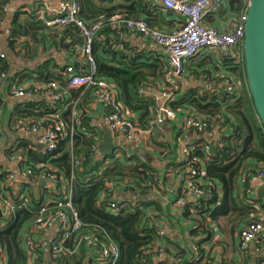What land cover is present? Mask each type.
<instances>
[{"label":"trees","instance_id":"16d2710c","mask_svg":"<svg viewBox=\"0 0 264 264\" xmlns=\"http://www.w3.org/2000/svg\"><path fill=\"white\" fill-rule=\"evenodd\" d=\"M75 1L80 6L79 20L87 24L107 22L116 15H123L133 19H145L151 27H155L151 19L155 16L148 0ZM9 2L10 0H0V20H5L7 14L3 13L2 8ZM227 3L235 17L243 15L249 6L245 0H227ZM37 11L32 10L30 13L17 11L13 14L11 22L6 25V28L0 29L2 35L10 33L9 39L7 36V43L14 52L13 55L18 56L15 54L20 50L18 41L24 38L27 41L23 43L22 52L26 51L30 60L39 55L41 45L43 52L47 51L48 44L52 41L53 47L58 46L56 38L60 39L59 48L67 44L69 51H71L73 40H81L80 31L75 25L68 28L47 27L46 24L40 23L37 19L39 17ZM124 32L127 31L123 30L118 33L123 34ZM118 33L106 28L93 41L92 55L96 62L97 77L114 82L120 89L124 107L132 115H138L139 123L146 126L152 117L151 108L154 105V100L144 92H158L159 88L157 87L161 81L163 85L160 89L168 88L169 85L165 81L168 65H164L158 60H151L144 53H137L136 49L124 41L116 42L114 37ZM55 48L57 49V47ZM198 57L188 62L190 67L200 68L205 64L199 60L197 63H192ZM222 59L223 68L230 74V77L236 78L240 83L241 89L239 91L234 87H231L233 88L231 91H224L220 84L226 77L216 78L210 90L190 88L178 101L175 100L171 103L174 111L196 112L197 115L214 119V123L217 125L223 121L228 129L231 128L228 131L220 129L218 136L213 135L214 129L211 127L203 131L209 133V140L203 145L192 144L191 142L186 144L184 148L188 147L191 150L190 155L183 156V160L177 168L183 180L181 195L184 194V191L187 192L184 178L187 176L188 166L198 173L193 178L196 187L211 192L209 200L200 199L197 202L189 203L183 212L184 218L190 217L196 222L198 229L205 231L210 237L213 235L210 226L213 223L217 224L220 217L227 216L226 214L231 211L234 212L235 220L242 221L244 217L248 216L249 220L245 227L256 220L254 216L258 214V210L255 209L262 201L257 199L256 206L251 207V209L238 208L235 194L242 177L259 171L264 173V126L256 119L253 108L245 71L244 46L240 49L238 59L226 57ZM236 60L239 61V64L234 63ZM41 62L43 63L37 65L33 71L35 74L33 80L42 86L58 84L60 90L56 91V95L59 98L52 104L36 99L18 105L9 117L10 123L16 125V128L19 124L24 123L30 126L42 123V125H38V128L43 132L44 129L53 124L52 116L61 114L67 130H71V107L68 106L66 109L67 103H64V99L68 95L72 96V100L86 98L89 94H83V89L67 87L63 76L67 63L64 66H59L51 58L41 59ZM188 64L187 74L190 70ZM12 70L13 61L11 57L2 58L0 54V72L8 76L6 80L0 82V88L6 84L11 93L20 84L16 79L17 75L15 76ZM31 73L32 71H25L27 78ZM192 75L198 80L207 77L206 81L212 82L210 73L207 71L192 70ZM216 87L218 88L216 89ZM180 91L182 92V88ZM3 95V93L0 94V118L7 109ZM134 120L136 119L134 118ZM183 133L184 128H182L178 141H180ZM72 139L75 143L74 147L79 148V153L88 158L85 164L77 168H74L72 164L70 139L61 141L57 149L48 156H44L37 149L36 143L33 144L31 140L24 137L16 139L15 148H7L4 151L8 157L12 158L11 154L21 157L20 166L24 168L25 165L33 169L36 174L34 177L45 174L36 169L39 163L48 165L45 172L56 174L66 183L74 175V183L72 184L74 190L73 207L79 213L80 220L84 225L81 235L101 238L107 235L119 248L120 257L117 264H143L142 258L145 248L159 241L156 228L152 224L154 217L139 206H149L150 203L143 201L142 204L137 205V203L130 201L135 204L134 207L130 206L129 209H122L115 213L109 209L108 202L101 201V195L107 190V184L114 183V181L120 184L127 180L131 192L133 191V194L143 197V194L149 193L147 185L154 186V189L156 185L158 186L154 171L136 158L128 160L127 162H131V164L126 166V159L122 162L115 154L99 159L91 157L90 152L103 141V135L101 129L91 126L90 120L87 118L80 120V127L76 129ZM211 146H214L213 152L210 150ZM110 160L113 161L111 165L105 167L106 161ZM6 175L5 170H0V180H3L6 193H8ZM188 176L190 175L188 174ZM133 179L135 182L137 180L139 182L134 184ZM45 180L47 182L45 185L41 183L40 179L36 180L37 187L26 184L31 196L29 203H25V206H22L24 202L16 203L17 206L9 217L3 214L6 199L5 197L0 199V264H48L46 260H49L50 264H85L88 255L92 254L83 246L78 253L72 256L61 255L58 259H54L52 258L51 246L49 247V256H45L46 253L41 249L39 242H36L38 247L35 252L38 254V259L35 262L32 261V255L25 248V243L35 237V234H32V228L38 211L52 197L50 193L52 186L47 177ZM215 181L220 184V189L214 183ZM122 184L127 185V183ZM248 187L244 188L245 196H247ZM114 201L121 205L122 201L116 197ZM192 233H197V229L192 230ZM74 241L75 238L66 241L64 247L72 250ZM198 246L201 247L200 244ZM259 264H264V258L259 257Z\"/></svg>","mask_w":264,"mask_h":264},{"label":"built area","instance_id":"2783aa9c","mask_svg":"<svg viewBox=\"0 0 264 264\" xmlns=\"http://www.w3.org/2000/svg\"><path fill=\"white\" fill-rule=\"evenodd\" d=\"M245 1L249 5L250 0ZM226 2L227 0H163V10L179 16V26L171 32H163L153 28L145 19H133L123 15H116L107 22L87 24L79 20L80 6L75 0H57L56 8H51L47 3L40 4V16L46 21L48 27L68 28L71 25H75L79 29L81 40H73L71 46L72 54L67 62L63 76L68 88L83 89V94L93 93L96 103L103 107L104 125L110 130L115 145L118 143L115 152L117 157H120L123 143H135L141 133L150 134L156 129L163 127L167 122L176 119V111L173 110L171 103L176 100L177 94L180 93L181 82L185 77L189 61L205 53H215L221 60H223V57L232 59L240 57V49L244 46L247 11L243 15L235 17L229 30L226 31L211 27L207 23V18L220 16L225 9ZM9 10L10 2L2 8L5 14H8ZM5 28L6 22L2 19L0 20V29ZM106 28L116 33L125 30L134 36L153 41L166 55L168 66L165 81L169 86L168 88L160 89L156 93L144 92V94L153 98L154 105L151 108L152 117L143 129L140 128L136 120H134V116L122 104L119 87L114 82L97 77L92 45L98 34ZM7 36L9 39L10 33ZM1 57L4 58L5 55L1 54ZM234 63L239 64V61L236 60ZM7 78L8 76L5 73L0 72V82ZM231 84L232 80L226 78L220 86L224 91H231L233 89ZM59 90L60 87L56 83L47 86L40 84L18 85L13 91V96L20 100H33L38 97H45L46 100L53 103L59 98L56 95V91ZM70 107L71 130H67L61 114L52 116L53 124L49 125L43 132L38 128L40 124L30 126L27 123L19 124L16 130L19 137L28 138L39 135L36 147L44 156L53 153L61 141L70 139L72 164L74 168H77L88 161L85 155L79 153V148L74 147L75 143L72 139L75 136L76 129L80 127V120L82 119L80 99L74 101ZM212 120L210 117L207 118L206 116L193 113L187 115L183 122L184 133L181 137L182 141L187 143L192 131L203 132L210 129V127L215 128L216 123H214V119ZM91 122L95 123V120ZM1 146L2 143H0V150ZM41 146L43 147L42 150ZM190 151L188 147L183 148V156H189ZM90 153V156L94 158L100 156L99 144ZM15 160L22 174L19 179L15 172L5 170V173H7L6 187L8 193L5 196L6 203L3 206V214L9 217L17 204L24 202L22 206H25V203H29L31 196L26 184L37 187L36 180L40 179L41 183L45 185L47 184L45 177H47L52 186L50 191L52 197L38 211L32 234L53 233L50 246L52 248V258L54 259H58L61 255L72 256L85 246L95 257V264H117L120 257L119 248L107 235L104 238L81 235L84 225L80 220L79 213L73 207L74 190L72 184L74 183V175L66 183L56 174L45 172L48 165L39 163L36 169L45 174L34 177L36 174L33 169L25 165L23 166L24 168L20 166L21 157ZM111 162L113 161H106L105 167L110 166ZM187 168V176L184 178L187 192L184 191V194L181 195L180 203L182 204L189 199L194 202L200 199L209 200L211 192L197 188L193 181V178L198 174L196 170L190 166ZM155 180L159 181L158 178ZM240 182H242L243 188L249 186L246 191L247 204L250 207L256 206L255 185L264 182V173L260 171L245 175ZM119 185L117 182L107 184V190L101 195V201L108 202L109 209L115 213L122 209H129L130 206H135L134 203L130 202L131 200H123L121 205L114 201ZM152 224L156 228L159 241L145 248L142 258L143 264H154L156 258L165 254V245L162 240L166 238V233L163 229V222L158 217H154ZM263 232V219L256 218L255 221L243 228L239 237L240 254L246 256L252 248L256 253H260L261 235ZM73 238H75L74 248L72 250L66 249L64 247L65 242ZM25 244L27 251L32 255V261L35 262L38 259V254L35 252L38 247L36 242L34 239H30ZM185 264H207L198 245L193 247V256Z\"/></svg>","mask_w":264,"mask_h":264},{"label":"crops","instance_id":"0c3cea01","mask_svg":"<svg viewBox=\"0 0 264 264\" xmlns=\"http://www.w3.org/2000/svg\"><path fill=\"white\" fill-rule=\"evenodd\" d=\"M148 1L149 6H151V11L155 16L151 18L152 24L155 26L154 28L163 32H171L178 28L179 16L172 12L164 11L162 8L163 0ZM42 3H47L51 8L57 7V0H10V10L5 17L6 25L11 22L10 20L15 12L22 11L24 13H30L32 10H38L37 12L39 17L37 19L40 23L46 24V21L40 16V4ZM234 18L235 15L231 12L228 3L226 2L225 9L220 16H211L207 18V23L211 27L217 28L221 31H226L229 30ZM118 35L121 36L120 41L128 43L132 48L136 49L137 53H144L149 59L158 60L162 64L167 65V58L164 51L153 41L134 36L128 32ZM7 41V35L0 34V54L3 53L5 56L11 57L13 61L12 71L15 73V76L17 75L16 79L21 86L36 84L33 80L35 77L33 71L37 65L43 63L41 62V59L51 58L57 65L64 66L72 54V50H68L67 44L62 46V48H59L60 39L56 38L58 46L55 47H57V49L52 46L53 41L48 44L46 52H43V46L41 45L39 47V55L35 59L30 60V58H28L29 54L26 51H24V53L22 52L23 43L24 41H27V39L24 38L18 41V47L20 50L15 53L18 54V56L13 55L14 52H12ZM198 60L200 62H205V64H203L200 68H193L190 67V64H188L190 70L188 71V74L186 72L185 77L182 79V92L180 91L181 93L177 94V101L190 88H201L206 91V89H211L213 81L216 78H232L223 68L221 58L215 53L200 55L192 63H197ZM192 70H196L198 72L207 71L210 73V79L212 82H207V77H203L202 80H198L197 77L192 75ZM25 71H32L28 78ZM162 85L163 82L161 81L157 87L159 88L158 91ZM217 88L218 87H216V89ZM2 93L4 94L3 99L5 100L7 109H5L0 118V143H2L0 150V170L13 171L20 179L22 172L17 165L18 163L15 160V156H13L14 154H11L12 158L10 156L8 157L6 156V151H4V149L12 147L15 148V141H17L16 139L19 137L17 136L16 125L10 123L9 117L18 105H21L28 100L16 99L13 96L14 94L9 92L6 84L0 88V94ZM88 94L89 96L87 95L86 98H80L81 118L89 119L91 126L100 128L104 137L103 129L106 127L103 122L104 109L101 105L96 103L93 93L88 92ZM36 99L46 101L45 97H38ZM77 100L79 99L72 100V96H66L64 99V103H67L66 109ZM189 114L190 112L188 111H176L175 120L167 122L163 127L156 129L150 134L141 133L135 143H123L122 151L119 157L122 162L126 159V163H124L126 166H129L131 162H127L128 160L134 158L141 160L143 164L154 171L155 178H158L159 181L158 186L156 185L155 189L154 186L152 187V185H147L146 187H148L149 193L146 195L143 194L142 197L140 195L133 194V191L131 192L128 186L129 181L125 180V182L123 181L120 183L116 192V198L119 201L131 200L132 202H135V204L137 203V205L142 204L141 202L143 201H148L150 203L149 206H145V208L144 206L139 205L140 208L149 212L150 216L158 217L163 222V229L166 233V238L162 240L165 245V254L156 258L154 260V264H185L187 260L192 258L193 247L197 244L201 245L200 251L207 264H259V257L264 258V232L261 235L260 253H256L253 248L246 256L241 255L239 252V233L240 230L247 225L249 220L248 216L244 217L242 221L235 220L233 217L234 212L231 211L229 214H226L227 216L220 217L217 220V224L213 223L210 226L213 230V235L211 237L208 236L205 231L198 229L196 222H194L190 217L186 219L183 216L185 207H187L189 203L194 202L192 199H189L182 204L180 203L183 180L182 176L179 175L177 168L183 160V148L189 142L192 144L197 143L198 145H203V143L209 140V133L199 131H192L190 139L187 143L183 142L182 139H180V141L177 140L182 132L183 122ZM193 114L197 113L194 112ZM133 116L137 122L138 115ZM93 120H95V123L91 122ZM40 122H42V119H40ZM137 123L141 129L146 127L141 125L139 121ZM213 129V135L218 136V131L220 132V129L228 131L231 128L228 129L222 121L219 122L218 125L216 124V127ZM38 137L39 135L28 137L26 139L31 140V142L35 144ZM7 143L8 146H6ZM101 143L102 141L99 144ZM116 145H118V143ZM101 157L102 156L100 155L97 158L99 159ZM132 182L135 184L136 182H139V180L135 182V179H133ZM122 183H127V185L124 186ZM214 183L218 185L219 189L221 188L217 181ZM242 185V182L239 181L235 194L238 208L242 207L251 209V207L247 204V196L244 194V188ZM255 190L257 199L262 202L259 203L257 209H255L256 211L258 210V214L254 216V218L263 219L264 221V208H262L264 205V195L261 198L259 197V194L264 192V182L257 183L255 185ZM5 196L6 189L4 187V182L1 179L0 199ZM194 229H197V233H192V230ZM52 236L53 233L49 232L47 234L40 233L35 235V237H37L36 240L35 237L33 238L35 242H39L41 249L46 253L45 256H49V247ZM94 258L95 257L92 254H89L88 258L85 260V264H95ZM46 263L50 264L49 260H46Z\"/></svg>","mask_w":264,"mask_h":264},{"label":"water","instance_id":"95a60500","mask_svg":"<svg viewBox=\"0 0 264 264\" xmlns=\"http://www.w3.org/2000/svg\"><path fill=\"white\" fill-rule=\"evenodd\" d=\"M114 40L120 41L121 36L115 35ZM244 59L255 115L264 126V0H250L244 39ZM103 133V142L99 145V150L100 155L105 157L115 152L116 145L107 127L103 129ZM42 148L41 146V150ZM211 150L214 151V146H211ZM263 195L264 192H261L259 197L261 198ZM36 239L37 237H35Z\"/></svg>","mask_w":264,"mask_h":264},{"label":"rangeland","instance_id":"374dc122","mask_svg":"<svg viewBox=\"0 0 264 264\" xmlns=\"http://www.w3.org/2000/svg\"><path fill=\"white\" fill-rule=\"evenodd\" d=\"M9 13V12H8ZM205 54H207V53H205ZM189 69V68H188ZM229 79H231L232 80V84H231V86H233L234 88H236V90H240L241 89V85H240V83L238 82V80H236V78H229ZM37 84V83H36ZM20 85V84H19ZM41 85V84H40ZM48 103H50V104H52L51 102H49L48 100H46ZM191 113V112H190ZM256 119H257V116H256ZM40 125H42V123H40ZM113 137V136H112ZM103 142V141H102ZM100 145V144H99ZM115 152H116V150H115ZM115 152L113 153V154H115ZM112 154V155H113ZM16 157H19V156H15V158Z\"/></svg>","mask_w":264,"mask_h":264}]
</instances>
